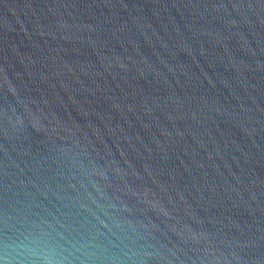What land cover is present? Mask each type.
<instances>
[{
    "label": "water",
    "instance_id": "water-1",
    "mask_svg": "<svg viewBox=\"0 0 264 264\" xmlns=\"http://www.w3.org/2000/svg\"><path fill=\"white\" fill-rule=\"evenodd\" d=\"M0 264H264V0H0Z\"/></svg>",
    "mask_w": 264,
    "mask_h": 264
}]
</instances>
